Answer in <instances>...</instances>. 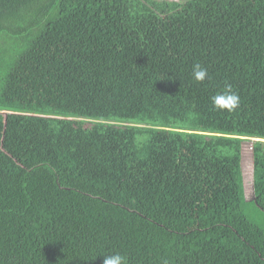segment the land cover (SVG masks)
<instances>
[{"label": "trees", "instance_id": "trees-1", "mask_svg": "<svg viewBox=\"0 0 264 264\" xmlns=\"http://www.w3.org/2000/svg\"><path fill=\"white\" fill-rule=\"evenodd\" d=\"M117 8L114 20V0H29L0 15V97L1 69L40 41L92 25L107 36L88 50L64 118L0 103V264L116 253L126 264H264V0ZM228 85L240 97L232 113L211 102Z\"/></svg>", "mask_w": 264, "mask_h": 264}, {"label": "rangeland", "instance_id": "rangeland-1", "mask_svg": "<svg viewBox=\"0 0 264 264\" xmlns=\"http://www.w3.org/2000/svg\"><path fill=\"white\" fill-rule=\"evenodd\" d=\"M29 0H0V15L13 13ZM114 0V20L123 9ZM28 4V3H27ZM93 25L68 37L50 36L37 44L35 51L19 63L1 69L4 92L0 103L64 118L66 107L92 68L88 56L92 48H101L107 41L105 32L95 31ZM111 32L113 29L110 30ZM91 33V35H90ZM91 64V65H90ZM30 117H46L28 113ZM252 144L242 148V169L245 195L253 198ZM250 220L261 222L259 213H248Z\"/></svg>", "mask_w": 264, "mask_h": 264}, {"label": "clouds", "instance_id": "clouds-1", "mask_svg": "<svg viewBox=\"0 0 264 264\" xmlns=\"http://www.w3.org/2000/svg\"><path fill=\"white\" fill-rule=\"evenodd\" d=\"M192 78L197 83H203L209 78V73L200 64H195L192 68ZM211 102L215 110L232 113L239 108L240 97L228 85L222 93L211 97ZM103 257L104 264H126V257L119 253Z\"/></svg>", "mask_w": 264, "mask_h": 264}]
</instances>
